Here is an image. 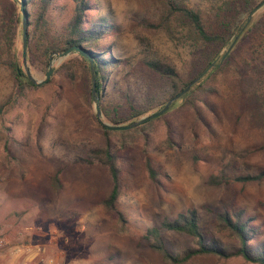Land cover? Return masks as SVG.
<instances>
[{
    "label": "rangeland",
    "instance_id": "1",
    "mask_svg": "<svg viewBox=\"0 0 264 264\" xmlns=\"http://www.w3.org/2000/svg\"><path fill=\"white\" fill-rule=\"evenodd\" d=\"M25 1L26 20L33 21L39 0ZM84 1L89 3L87 27L102 23L109 28L93 49L107 51L121 62L108 72L99 96L101 119L113 125L102 107L111 116L125 119L131 114L130 106L141 111L151 106L144 115L121 125L162 109L171 84L144 69L142 60L167 59L187 79L195 72L199 44L188 32H179L173 39L154 31L151 25H157L164 10L160 0ZM183 1L201 10L219 30L217 9L224 0ZM74 5L73 0L50 4L46 42L60 41ZM5 7V0H0V59ZM18 11L16 51L23 69L20 7ZM257 18L264 24V5L251 16ZM262 31L242 46L232 64L210 74L198 90L182 102L183 96L174 101L162 116L129 130L107 129L109 133L96 116L91 78L85 80L82 69L71 83L59 70L79 55L53 54L46 69L27 59L36 81L45 80L50 67L52 72L45 84L27 90L0 117V264H169L151 248L147 232L190 209L197 211L206 239H216L222 246L235 241L218 229L216 213L240 212L241 220L257 230L250 244L264 250V180L236 179L264 170V126L251 122L239 85L246 63L250 71L264 68ZM224 63L225 58L220 66ZM13 90L10 73L0 67V104ZM107 143L118 156L122 191L115 211L124 222L102 206L111 180L92 151ZM148 162L155 180L148 175ZM218 175L224 182L209 183ZM161 236L173 255L195 246L184 234L161 230ZM186 264L255 263L241 257L200 256Z\"/></svg>",
    "mask_w": 264,
    "mask_h": 264
},
{
    "label": "trees",
    "instance_id": "2",
    "mask_svg": "<svg viewBox=\"0 0 264 264\" xmlns=\"http://www.w3.org/2000/svg\"><path fill=\"white\" fill-rule=\"evenodd\" d=\"M23 1L26 5V1ZM53 1L39 0L35 19L33 21L27 19V28L33 25L31 31H27L28 61L33 64L35 61L41 69H46L53 54L62 53L71 47H79L93 60L96 90L101 96L108 72L121 63L120 60L107 54V51L100 53L92 47L97 41L104 38L109 31L108 26L95 23L87 27L85 12L88 10L89 3L84 0H73L75 3L73 15L67 22L64 32L60 35V41L58 43L46 42L45 38L49 31L47 11ZM160 1L164 10L157 25H151L154 31L164 32L173 39L179 32H188L199 44L195 72L187 79L181 78L176 67L167 59L151 57L142 60L141 64L144 69L171 84L168 101L199 78L179 101L182 102L187 99L204 84L210 74L222 70L225 65L232 64L244 44L251 41L255 35L263 32L262 19H251L248 15L264 0H224L217 9L221 24L219 30L210 25L201 10L189 8L183 0ZM5 3V23L2 27L4 51L3 57L0 59V67H4L10 73L14 81V90L8 99L0 104V117L10 109L13 103L23 97L27 90L35 87L26 77L17 59L16 27L20 23L19 7L14 0H5ZM26 15L28 18L27 13ZM245 16L247 17L242 21V17ZM230 46L232 47L225 56V63L220 66L222 57ZM222 48H226V50L219 57ZM82 69L86 75L85 80L88 79L89 81L91 78L89 62L80 56L75 61L69 60L63 63L59 70L63 71L64 76L73 83L76 81L77 72L82 71ZM249 69L250 65L246 63V74L241 77L239 82L241 95L251 122L264 126V68L256 72ZM150 107L141 111L130 106L131 114L125 119L111 116L104 107L101 110L109 122L118 126L127 119L130 121L139 118L150 111ZM103 131L109 133L104 127ZM92 155L100 160L110 176L111 188L102 201V206L107 212H114L122 191L120 169L117 164L118 156L109 143L104 148L93 150ZM146 168L149 177L155 180L156 174L150 162L147 163ZM236 179L241 182H259L264 180V170L256 174L239 176ZM224 180L222 175L212 176L209 183L219 185ZM115 212L119 221L124 222L122 215L117 211ZM241 216L240 212L233 214L227 211L216 213L217 227L221 232H226L234 239L235 242L232 245L222 246L216 239H206L200 227L199 215L196 210L192 209L179 214L174 220L162 221L159 228L148 230L146 240H148L151 248L169 264H186L200 256H213L219 259L241 257L247 262L264 264V250L254 248L250 244L255 239L257 230L251 227L248 222L242 221ZM161 230L187 235L193 239L195 246L173 255L163 244Z\"/></svg>",
    "mask_w": 264,
    "mask_h": 264
},
{
    "label": "water",
    "instance_id": "3",
    "mask_svg": "<svg viewBox=\"0 0 264 264\" xmlns=\"http://www.w3.org/2000/svg\"><path fill=\"white\" fill-rule=\"evenodd\" d=\"M17 4H19L20 7V14H21V26H22V65H23V71L26 75V77L28 78V80L33 83V85H37V86H41L43 84H45L47 82V80L49 79V76L52 72V68L50 67L47 72H46V78L43 81H36L30 74V71L28 69L27 66V20H26V12H25V3L23 0H14ZM262 5H264V1L261 2L257 7H255L253 9V11L248 15L249 18H251V16L253 15L254 11L256 9H258L259 7H261ZM230 46L228 48V50L226 51V53L223 55L222 60L225 58V56L227 55V53L231 50ZM72 53H76L77 55H79L80 57L86 59L89 62V67H90V73H91V95L93 100L96 103V116L97 119L100 123V125L108 130L111 131H124V130H129L133 127H136L142 123H145L149 120L155 119L157 117L162 116L170 107V105L176 101L177 99H179L181 96L185 95L189 89L191 88V86L198 81V79H196L193 83L189 84L182 92H180L179 94H177L175 97H173L172 99H170L166 105L160 109L159 111H157L156 113L149 115L139 121H135L132 122L130 124L127 125H108L106 124L100 116V106H99V94L96 90V80H95V73H94V65H93V60L92 58L81 48L79 47H71L67 50H65L62 53L57 54L60 57H65L67 55H70Z\"/></svg>",
    "mask_w": 264,
    "mask_h": 264
}]
</instances>
